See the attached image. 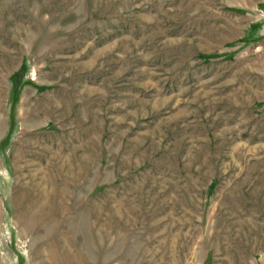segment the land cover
<instances>
[{
	"label": "rangeland",
	"instance_id": "obj_1",
	"mask_svg": "<svg viewBox=\"0 0 264 264\" xmlns=\"http://www.w3.org/2000/svg\"><path fill=\"white\" fill-rule=\"evenodd\" d=\"M0 264H264V0H0Z\"/></svg>",
	"mask_w": 264,
	"mask_h": 264
}]
</instances>
